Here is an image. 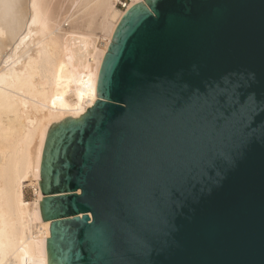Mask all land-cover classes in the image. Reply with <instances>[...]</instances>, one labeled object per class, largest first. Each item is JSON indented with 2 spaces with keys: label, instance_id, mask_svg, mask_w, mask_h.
Listing matches in <instances>:
<instances>
[{
  "label": "water",
  "instance_id": "water-1",
  "mask_svg": "<svg viewBox=\"0 0 264 264\" xmlns=\"http://www.w3.org/2000/svg\"><path fill=\"white\" fill-rule=\"evenodd\" d=\"M97 96L46 138L48 264H264V0L133 5ZM192 124L214 138L211 156L148 171L153 149ZM110 203L132 225L119 262L99 227Z\"/></svg>",
  "mask_w": 264,
  "mask_h": 264
},
{
  "label": "bare ground",
  "instance_id": "bare-ground-1",
  "mask_svg": "<svg viewBox=\"0 0 264 264\" xmlns=\"http://www.w3.org/2000/svg\"><path fill=\"white\" fill-rule=\"evenodd\" d=\"M140 2L0 0V264H48L39 184L48 132L99 99L103 56Z\"/></svg>",
  "mask_w": 264,
  "mask_h": 264
},
{
  "label": "snow or ice",
  "instance_id": "snow-or-ice-1",
  "mask_svg": "<svg viewBox=\"0 0 264 264\" xmlns=\"http://www.w3.org/2000/svg\"><path fill=\"white\" fill-rule=\"evenodd\" d=\"M214 149V138L192 124L168 136L164 142L153 149L143 163L145 168L152 172L168 168L178 160H206ZM140 212L143 214V210ZM99 227L105 241V255L119 262L122 258V242L132 232L130 219L118 205L110 203L104 208Z\"/></svg>",
  "mask_w": 264,
  "mask_h": 264
},
{
  "label": "rangeland",
  "instance_id": "rangeland-1",
  "mask_svg": "<svg viewBox=\"0 0 264 264\" xmlns=\"http://www.w3.org/2000/svg\"><path fill=\"white\" fill-rule=\"evenodd\" d=\"M124 1H125V0H121V2H124ZM116 7H117L118 9H121V8H122L120 2H118V3L116 4ZM24 197H25V199H27V200H30V199L32 198V191H31V189H29V188H25V190H24Z\"/></svg>",
  "mask_w": 264,
  "mask_h": 264
},
{
  "label": "built area",
  "instance_id": "built-area-1",
  "mask_svg": "<svg viewBox=\"0 0 264 264\" xmlns=\"http://www.w3.org/2000/svg\"><path fill=\"white\" fill-rule=\"evenodd\" d=\"M122 8L124 7L122 4H121Z\"/></svg>",
  "mask_w": 264,
  "mask_h": 264
}]
</instances>
